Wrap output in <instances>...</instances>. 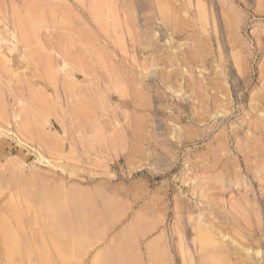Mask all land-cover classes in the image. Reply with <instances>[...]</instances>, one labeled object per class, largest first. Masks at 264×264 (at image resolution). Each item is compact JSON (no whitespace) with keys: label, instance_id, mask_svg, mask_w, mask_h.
<instances>
[{"label":"rangeland","instance_id":"1","mask_svg":"<svg viewBox=\"0 0 264 264\" xmlns=\"http://www.w3.org/2000/svg\"><path fill=\"white\" fill-rule=\"evenodd\" d=\"M0 4V264H264V0Z\"/></svg>","mask_w":264,"mask_h":264},{"label":"bare ground","instance_id":"2","mask_svg":"<svg viewBox=\"0 0 264 264\" xmlns=\"http://www.w3.org/2000/svg\"><path fill=\"white\" fill-rule=\"evenodd\" d=\"M12 1V0H11ZM29 1V0H28ZM27 3H29L30 5H31V3L30 2H27ZM26 3V4H27ZM10 4V3H9ZM16 4V3H15ZM50 4V3H49ZM1 5V4H0ZM7 5V4H6ZM30 5H28L29 7H30ZM35 5H37V4H35ZM34 5V6H35ZM37 6H39V4L37 5ZM8 7V6H7ZM28 7V8H29ZM32 7V6H31ZM30 7V8H31ZM42 7V6H41ZM26 8V7H25ZM29 8V9H30ZM162 8V7H161ZM28 9V10H29ZM42 9V8H41ZM51 9V8H50ZM32 10V9H31ZM31 10H30V12H31ZM20 11V10H19ZM33 11H35V10H33ZM46 11V10H45ZM38 12V11H37ZM43 12V11H42ZM19 13V12H18ZM17 13V14H18ZM35 15H36V13H34ZM34 15V16H35ZM41 15V14H40ZM16 16V15H15ZM18 17V16H17ZM45 17V16H44ZM19 18V17H18ZM24 18L27 20V16H24ZM38 18V17H37ZM42 18V17H41ZM3 19H5L4 17H3ZM19 19H22V18H19ZM40 19V18H39ZM39 19H37V20H39ZM68 19V18H67ZM12 20V19H11ZM17 21H18V19H16ZM15 20V21H16ZM34 20V19H33ZM36 20V21H37ZM50 20V19H49ZM5 21V20H4ZM20 21V20H19ZM18 21V22H19ZM29 21V20H28ZM54 21V20H53ZM13 22V21H12ZM20 23H22V21L20 22ZM46 23V22H45ZM65 22L63 21V24H64ZM34 24V23H33ZM33 24H29L30 26L31 25H33ZM20 25V24H19ZM61 25V24H60ZM66 25V24H65ZM64 25V26H65ZM13 26V25H12ZM24 26V25H23ZM22 26V27H23ZM30 26H28V27H30ZM47 26V25H46ZM67 26V25H66ZM14 27V26H13ZM41 27H43L42 25H41ZM34 28V27H33ZM65 28V27H64ZM68 28V27H67ZM25 29V28H24ZM28 29V28H27ZM30 29V28H29ZM39 29V28H38ZM19 31V30H18ZM36 31H37V29H36ZM39 31V30H38ZM21 33H23V32H21ZM25 33V32H24ZM23 35V34H22ZM21 36V35H20ZM25 36V35H24ZM31 35H29V37H30ZM35 36H37V35H35ZM34 36V37H35ZM27 37V36H26ZM71 37V36H70ZM25 38V37H24ZM31 39H32V37H31ZM28 40V39H27ZM26 40V41H27ZM23 41H25V39H23ZM25 41V42H26ZM28 41H30V40H28ZM32 42H33V40H31ZM45 41V40H44ZM50 41V40H49ZM69 41V40H68ZM20 42H21V40H20ZM37 42H38V40H37ZM46 42H47V40H46ZM64 42V41H63ZM28 43V42H27ZM54 44V43H53ZM68 44V43H67ZM25 45V44H24ZM29 45H30V43H29ZM44 45V44H43ZM58 45V44H57ZM56 45V46H57ZM60 45V44H59ZM63 46V45H62ZM49 47H50V45H49ZM55 47V46H54ZM37 48H39L38 46H37ZM36 49V48H35ZM58 49H60V48H58ZM64 49V48H63ZM39 50H40V48H39ZM66 51V50H65ZM43 52V51H42ZM68 52V51H67ZM66 52V53H67ZM31 53H33V52H31ZM37 53V52H36ZM59 53H61V52H59ZM37 54H39V53H37ZM72 54V53H71ZM70 54V55H71ZM53 56V55H52ZM61 56V55H60ZM4 57V56H3ZM25 57V56H24ZM34 57V56H33ZM47 57V56H46ZM62 57V56H61ZM67 57H68V55H67ZM41 58V57H40ZM7 59V58H6ZM63 59H65V58H63ZM28 60V59H27ZM33 60H35V59H33ZM69 60V59H68ZM67 60V61H68ZM2 61V60H1ZM42 61V60H41ZM4 62V61H3ZM8 62V61H7ZM28 62V61H27ZM31 62V61H30ZM29 62V63H30ZM39 62V61H38ZM1 63V62H0ZM33 63V62H32ZM40 63V62H39ZM75 63V62H74ZM77 63V62H76ZM7 65H8V63H7ZM10 65V64H9ZM44 65V64H43ZM46 65V64H45ZM44 67V66H43ZM47 68V67H46ZM42 69V68H41ZM3 72V71H2ZM6 73V72H5ZM10 73V72H9ZM4 74V73H3ZM44 75H45V73H43ZM10 76V75H9ZM38 76V75H37ZM41 76V75H40ZM32 77V76H31ZM25 78V77H24ZM41 79V78H40ZM13 80V79H12ZM25 80V79H24ZM46 80V79H45ZM27 82V81H26ZM51 82V81H50ZM5 83V82H4ZM19 83V81H17V84ZM16 84V83H15ZM6 86V85H5ZM12 86V85H11ZM16 86V85H15ZM69 87V86H68ZM70 89V88H69ZM68 89V90H69ZM30 93H33V90L30 92ZM36 93V92H35ZM69 93H70V91H69ZM14 94V93H13ZM15 95V94H14ZM36 95H38V94H36ZM36 95H34V96H36ZM34 96H33V98H34ZM40 96V95H39ZM17 98V97H16ZM33 98H31V99H33ZM40 98H42V97H39V99ZM37 99H38V97H37ZM36 99V100H37ZM45 100V99H44ZM47 101V100H46ZM36 102V101H35ZM42 102H43V100H42ZM46 103V102H45ZM32 104V103H31ZM43 104V103H42ZM44 105H46V104H44ZM29 107H30V105H29ZM47 107V106H46ZM49 107V106H48ZM35 109V108H34ZM33 109V110H34ZM46 111V110H45ZM48 113H49V111H48ZM50 114V113H49ZM36 115V114H35ZM23 118V117H22ZM29 119V118H28ZM34 119V118H33ZM32 121V120H31ZM29 122V121H28ZM35 122V121H34ZM31 123V122H30ZM27 124V123H26ZM35 130H36V128H35ZM34 132H36V131H34ZM45 195V194H44ZM30 196V195H29ZM35 196V195H34ZM40 199V198H39ZM63 199V198H62ZM24 201V200H23ZM34 203V202H33ZM36 203V202H35ZM76 203L77 202H75V201H73V202H71V205H76ZM25 204V203H24ZM39 204V203H38ZM54 204V203H53ZM36 205H37V203H36ZM27 206V205H26ZM33 206V205H32ZM53 206V205H52ZM19 207H20V205H19ZM56 207V206H55ZM57 207H59V206H57ZM23 209V208H22ZM64 209V208H63ZM68 209V208H67ZM56 212V211H55ZM59 212V211H58ZM57 212V213H58ZM56 213V214H57ZM14 215V214H13ZM40 216V215H39ZM57 216H59V214H57ZM41 217V216H40ZM51 217H52V215H51ZM54 217V216H53ZM60 217V216H59ZM58 217V219H60ZM82 217V216H81ZM17 218V217H16ZM84 218V217H83ZM62 219V218H61ZM42 220V219H41ZM20 221V220H19ZM43 221V220H42ZM87 221V220H86ZM18 222V221H17ZM53 222H55V221H53ZM68 222H69V220H68ZM9 223V222H8ZM15 223V222H14ZM42 223V222H41ZM52 223V222H51ZM34 224V223H33ZM53 225L51 226V228L49 229V231H47L48 233H50V236H48V237H50L51 239H52V243H50L49 245H47V246H43L42 248L40 247V249H38V250H34V249H32L31 248V244L30 243H27L25 246H26V250H29V252H28V254H26V255H24V257L25 258H29V259H33V257H35L36 258V264H56V262H55V259H54V252L57 254V256H58V259H59V261L60 262H62V263H64V264H68L69 262H70V259H69V256H68V253H69V249H70V247H71V245H72V240H70V235H69V232H61V231H57V230H54V223H52ZM56 224V223H55ZM61 224V223H60ZM17 225V224H16ZM15 225V226H16ZM37 225V224H36ZM46 225V224H45ZM50 225V224H49ZM58 225V224H57ZM67 225V224H66ZM43 226V225H42ZM47 226V225H46ZM61 226H63L62 224H61ZM70 226V225H69ZM69 226L67 227V229L69 230ZM72 226V225H71ZM4 233H3V236L5 237V240H4V244H6V246L8 247V248H11L12 250L10 251V252H8L7 253V255H5V256H7V258L8 259H15L17 256H23L22 254H25L24 252L22 253V251L20 250V243H21V239H22V233L20 232V231H15V230H13V229H10V227L9 226H4ZM58 228V227H57ZM64 228H66V226H64ZM18 229V228H17ZM35 229V228H34ZM44 230V229H43ZM46 231H45V233H46ZM83 231V230H82ZM39 232V231H38ZM87 232V231H86ZM87 234V233H86ZM85 234V235H86ZM35 235H37V234H35ZM47 236V235H46ZM41 237V236H40ZM40 237H38L37 239L38 240H40V242H41V239L44 241V239H45V237H44V235L41 237V239H39ZM50 238H49V240H50ZM75 238V237H74ZM77 240L75 239V244H79V240L80 239H82L83 238V233L82 232H77ZM85 238V237H84ZM34 239V238H33ZM37 239H36V242L37 243H39L38 241H37ZM72 239V238H71ZM35 240V239H34ZM49 240H47V242H49ZM45 242V241H44ZM54 242L56 243L55 245H54ZM3 243V242H2ZM35 243V241L33 242V244ZM36 243V244H37ZM40 244H42V242L40 243ZM36 246V245H35ZM73 246V245H72ZM3 248V247H2ZM34 248H36V247H34ZM6 252V251H5ZM4 252V253H5ZM76 257V256H75ZM23 258V257H22ZM4 260H5V258H4ZM33 261V260H32ZM34 262V261H33ZM78 262V261H77ZM5 263V262H4ZM75 264V263H74Z\"/></svg>","mask_w":264,"mask_h":264}]
</instances>
